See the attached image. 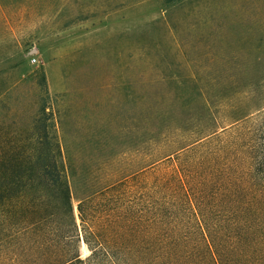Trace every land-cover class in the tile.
I'll return each mask as SVG.
<instances>
[{
	"label": "trees",
	"instance_id": "trees-1",
	"mask_svg": "<svg viewBox=\"0 0 264 264\" xmlns=\"http://www.w3.org/2000/svg\"><path fill=\"white\" fill-rule=\"evenodd\" d=\"M30 3L0 0V28L6 8ZM255 64L213 78L214 92L142 97L133 125L71 124L69 106L46 103L22 123L0 120V264H264Z\"/></svg>",
	"mask_w": 264,
	"mask_h": 264
},
{
	"label": "rangeland",
	"instance_id": "rangeland-1",
	"mask_svg": "<svg viewBox=\"0 0 264 264\" xmlns=\"http://www.w3.org/2000/svg\"><path fill=\"white\" fill-rule=\"evenodd\" d=\"M31 1L6 8L0 28L8 125L45 103L69 106L71 124L133 125L142 97L151 106L176 89L214 92L213 78L254 75L264 60V0Z\"/></svg>",
	"mask_w": 264,
	"mask_h": 264
},
{
	"label": "built area",
	"instance_id": "built-area-1",
	"mask_svg": "<svg viewBox=\"0 0 264 264\" xmlns=\"http://www.w3.org/2000/svg\"><path fill=\"white\" fill-rule=\"evenodd\" d=\"M33 61H36V59H35V58H33Z\"/></svg>",
	"mask_w": 264,
	"mask_h": 264
}]
</instances>
